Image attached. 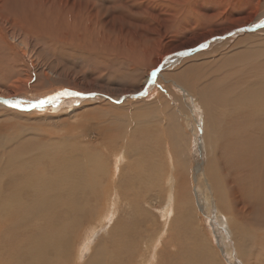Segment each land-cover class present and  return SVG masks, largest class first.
Listing matches in <instances>:
<instances>
[{
    "label": "rangeland",
    "instance_id": "rangeland-1",
    "mask_svg": "<svg viewBox=\"0 0 264 264\" xmlns=\"http://www.w3.org/2000/svg\"><path fill=\"white\" fill-rule=\"evenodd\" d=\"M2 2L0 0V100L27 102L30 98V102L35 97L60 93V97L54 99L52 104L54 103V108L58 105L61 109L53 110L54 112L46 107L18 109L0 103V198L12 197L13 192L17 191L16 186L5 182L9 164L13 161H28L33 150L30 145L35 144L33 141L45 136L58 137L55 136L58 132L59 136L64 135L69 125L79 126L74 134V139H77L74 145L70 144L73 143V138H55L48 144L59 146L61 141H65L63 145L68 147L63 149L75 150L71 158L74 165L84 157L100 159L102 156L103 159L106 158L103 165L108 166V169L113 168L114 173L116 172L114 177L118 179L121 172L116 171L115 167L122 169L128 164L121 142L132 139L133 142L127 147L130 154L134 158L145 157V166L149 164L146 160L154 157L157 166H162L156 170L157 174L167 179L165 184L151 187L136 183L121 185L115 191L117 193L111 195L110 202L102 194L99 201L91 203L89 207L94 222L88 220L83 234L75 240V247L68 245L62 248V263L161 264L159 262L165 261L163 264H167L168 259L156 255L163 250L165 242L183 236V232L187 230L189 235L194 236L190 237L200 246L203 257L207 256L205 259L210 264H254L256 261L257 264H264V238L260 239L264 230L261 231L259 227V215L253 216L249 226L243 225L245 229L237 227L236 221L232 219L236 226L231 228L227 217L233 213H230L226 201V196L231 200L228 191L231 180L242 187L244 184L251 186L258 179L264 180V105L261 106L264 104V28L251 33L233 32L236 28L251 26L264 16V0ZM35 9L38 13L40 11L39 17ZM32 13L35 15L32 16ZM70 26L71 29L68 28ZM61 28H64L63 31ZM82 31L86 33L83 34ZM231 31L233 34H226ZM207 37L211 42L205 49L180 57L171 64L167 61L169 55L192 46H200ZM249 59L251 60L247 61ZM154 70L156 76L148 89L147 81ZM245 71L247 73L244 75ZM248 73H251L250 76ZM246 76L249 80L247 84L244 82ZM144 90H147L145 94ZM242 90L245 91V98ZM65 92L102 93L115 99L119 96L127 98L120 104L106 99L83 104L76 102L74 112L67 115L63 113L65 107L72 104H69L66 96L61 95ZM140 92L144 95L129 97V94ZM247 93L250 98L246 96ZM253 94L255 98L258 97L257 100ZM245 99L246 102H243ZM254 110L258 114L253 113ZM85 129H89L87 133ZM116 138L119 141L111 149V153L109 147L114 145L113 139ZM92 141L98 142V146L90 148L89 143ZM138 146H141L140 149ZM217 151L221 156L224 174H219L214 169V164L209 167L210 162L215 161ZM115 152H118V157ZM244 153L247 160L241 162L238 157ZM231 155L236 158L235 161ZM120 156L122 157L119 158ZM51 168L57 170L59 165ZM163 168L167 172L162 171ZM43 170H50V167ZM174 171H179L185 181L183 180L177 198H165L163 188L169 191L170 177ZM206 179L214 182L219 199H223H220V210L209 199L212 196L208 195ZM104 189H107L105 185L98 193ZM53 191V187H48L46 197L52 195ZM149 194L157 196L156 198L164 197V200L161 199L163 205L157 209L141 204L139 206L142 209L135 206L138 199L142 198V201L152 196ZM11 202V209L19 206L22 210H28L33 205V202L21 203L14 198ZM152 202L153 205L156 204L155 201ZM9 204V199L0 200V221L3 219L7 222H0V264H4L3 259H7L9 255L16 258L11 251L13 245L6 246L7 234L1 232L9 226L5 208ZM95 205L99 209L98 215ZM165 206L171 208L172 214L163 212ZM108 209L113 211L109 217ZM143 210L151 217L146 218L147 224L138 220L137 213H142ZM219 215H224L225 220ZM128 220L133 221L134 226ZM191 223L192 227L188 225ZM146 225L151 231L145 230ZM131 229L136 233L132 237H142V240L132 241L131 236L129 239L128 232ZM123 237L124 241L128 239V244L123 241ZM171 244L174 246L172 242ZM203 248L206 249L205 252ZM12 250L14 252L13 248ZM171 250L176 252L174 248ZM51 257L52 259L42 257L44 260L41 264H53L57 256H49Z\"/></svg>",
    "mask_w": 264,
    "mask_h": 264
},
{
    "label": "bare ground",
    "instance_id": "bare-ground-1",
    "mask_svg": "<svg viewBox=\"0 0 264 264\" xmlns=\"http://www.w3.org/2000/svg\"><path fill=\"white\" fill-rule=\"evenodd\" d=\"M3 2H4V0H3ZM25 3H26V1H25ZM18 5H19V1H18ZM54 5H53V7H54ZM49 6H52V5H49ZM27 7L28 6H26V8ZM29 7H31V6H29ZM26 8H25V11H26ZM32 8H30V10ZM43 8H44V6H43ZM46 9H48V8H46ZM19 10H21V9H19ZM36 11L38 13V10L35 9V13H36ZM57 11L61 12L62 10L61 11L57 10ZM30 12L28 11V13H30ZM49 13H51V11H49ZM40 14L41 13L39 11L37 17H39ZM34 15L32 13V16H34ZM26 16H28V15H26ZM57 16H60V15H57ZM79 17L81 18V16H79ZM28 18H30V16ZM263 18H264V16L262 15V17L259 18V20H257L251 26H248L247 28H244V27L238 28V29L236 28V29L233 30V32L235 33V31H237L240 34H242V33H251V31H258V30L264 28V19ZM33 19H34V17H33ZM43 19H44V17H43ZM85 19H86V17H85ZM25 20H27V19H25ZM49 20H51V19H49ZM69 22H70V20H69ZM29 25H30V22H29ZM88 25H90V24H88ZM68 28L71 29V26L68 27ZM21 29H23V27ZM63 29H62V31H63ZM233 32L231 31L229 33H226V32L225 33L231 35V34H233ZM81 33H83V31ZM84 33H86V32H84ZM62 34H63V32H62ZM5 35H6V33H5ZM230 35H228V36H230ZM61 37H62V35H61ZM65 37L67 38V36H65ZM66 38H65V41L67 40ZM12 40H13V38H12ZM68 40H70V39H68ZM79 41H80V39H79ZM210 42H211V39L209 37L204 38V40H202V44H201V45H204V47H201V45H200V46H192V47H189V49H185V50H179V51L175 52L174 54H172L171 56L169 55L167 57V61L169 62V64H171V63H174L175 61H177L180 57L193 55L197 51H200L201 49L202 50L205 49L210 44ZM62 43H63V41H62ZM84 44L86 45L85 42H84ZM0 45H2V44H0ZM102 46H104V45H102ZM100 50H101V48H100ZM180 53H185V54L184 55H180ZM92 54H93V52H92ZM258 57H260V56H258ZM256 58L257 57L254 58V61H255ZM250 60L251 59H249L247 61H250ZM245 63H246V60H245ZM245 63H242V64H245ZM239 64H241V63H239ZM0 70H1V68H0ZM245 70H247V69H245ZM245 73H247V72L245 71L243 74L245 75ZM250 74L248 73L249 76H250ZM247 77L248 76H246L244 78V82H246V84L249 81L248 79H246ZM153 81H154V78L151 75L148 78L146 88L150 87L151 83H153ZM217 81H219V80H217ZM236 81H237V79H236ZM257 83L259 84V82H257ZM244 85H245V83H244ZM239 89H241V88H239ZM144 91L143 92L145 94L147 92V90H144ZM143 92H140L138 94H131V95L129 94V97H138V95L142 96V95H144V94H142ZM70 93H73V92H70ZM243 93L245 94V91L243 92V90H242V94ZM56 94L55 95H48V96H45V97L44 96L35 97L31 101H37L38 99H40V101L41 100H50V99H52L54 97L55 98L60 97V93H58L57 95ZM122 94H124V93H122ZM239 94H241V93H239ZM256 95H257V92H256ZM262 95H264V94H262ZM64 96H66V98H68L67 101L69 102V104H72L70 106H66L65 107L66 109H65V112H63V113H66L67 115L69 113L74 112L75 106H76L74 104L76 102H78V104L79 103L83 104L84 102H87V101L93 102V101H97V100H100V99H103V100L106 99V100L112 101L113 103L120 104V103L124 102L125 99L127 98V97H124V96H119V97H117V99H115V98H112V97L108 96L107 94H102V93H90V94L89 93H85V94L82 93L81 95H64ZM246 96H248L250 98L248 93H247ZM260 96H261V94H260ZM243 97L245 98V95ZM254 98H255V95H254ZM256 98H258V97H256ZM59 99H61V98H59ZM52 102H53V100H52ZM52 102L45 104L43 107H46L50 112H52L53 110L61 109V108H58L59 107L58 105L56 106V108H54L53 107L54 103L52 104ZM243 102H246V99ZM51 104H52V106H51V108H49V106ZM109 104H111V103H109ZM238 105H239V103H238ZM262 105H264V104H261V106ZM245 106H246V104H245ZM241 107H244V106H241ZM7 109H9V108H7ZM248 110H250V109H248ZM262 110H264V109H262ZM237 111H239V110H237ZM251 111H252V109H251ZM253 113H257L258 114V112L256 110H254ZM258 116H260V114ZM261 119L263 120V118H261ZM86 125H87V123H86ZM78 127L79 126H77V125L76 126L75 125H69V127L67 128L68 131L66 132V134L59 136L60 132H58L57 133L58 135H55V136H58V137H50V136L48 137V136L44 135L45 138L33 141V143H35V144H33V145L31 144L30 145V149L33 148V150L30 153V155L28 156V161H26V162H24V160L23 161H19V162L18 161H13V163L9 164V172H8L7 175H5L6 176L5 182L8 183L10 186H16L17 191L13 192V196L12 197H5V198L2 197V198H0V200H2V201H4V199H5V201L9 199V202H10V204H9L10 206H6L5 207L7 209L6 217H7V220L9 222L8 223L9 226L3 228L4 231H1V232H3L5 235L7 234L6 246L11 247L10 244L13 245L12 248L14 249V252H13L12 248H11V251H12V253L14 255H16V258H13L10 255L9 256L7 255L8 256L7 259H3L4 264H6V263H8V264H26V263L27 264H41V261L44 260L43 258L52 259V257L49 258V256H57V258L53 262V264H63L62 263V259H61V256H63L62 248L64 246H68V245L69 246L73 245V247H75V240L77 238H79L83 234V232L85 230V225L88 224V220H90L91 223L94 222L95 219H93V215H91V210L89 209V207H90L91 203H95V202L97 203L99 201V199H100V196L102 194H104L105 200L106 201L109 200V202H110L111 201L110 200L111 199V195H113V193H117L115 191H118V188L121 185H127L128 186V185L136 183V184H140V185L142 184V185L147 186V187H149V186L151 187V186H154V185L158 186V184H162L163 185L167 181V179H165L164 177H159V175L157 174L158 171H156V170L160 169L162 166H160L159 164H158L159 166H157V163H156V160H155L154 157H149V159L146 160L147 162H149V164L147 166H145L144 165V162H145L144 158L145 157L142 158L140 156L141 157L140 158L139 156L138 157L136 156L134 158L130 154V149L128 150L127 147H129L128 144H131L133 142L132 139H127L126 141L121 142V147L122 146L124 147V150L123 149L122 150H123V152H126V155L128 157V164L122 169H118V168L115 167L116 171L119 170L121 172V176L118 179H116L114 177L115 176L114 174H116V172L114 173L113 168H109L108 169V166L103 165L104 161H105L104 159H106V158L104 157V159H103L102 156H101L100 159L99 158L95 159L92 156H91V158H93V159L84 157V158H82L81 161L79 160V162H77V164L74 165L75 162L71 161V158L74 155V151L75 150L74 149H70V150L69 149L68 150L63 149V148H67L68 147L66 145H63V143L65 141H61L59 146H57V145H54V146L49 145L48 142L52 143L53 142L52 140H54L55 138H57V139H59V138L60 139H71V138H73V143H70L71 146H72V145L75 144L74 142H77V139H74L76 137V135H74V134L76 133L75 131L79 130ZM82 127H84V126H82ZM85 130H86L85 132L87 133V131L89 129H85ZM60 131H63V130L61 129ZM41 136H43V135H41ZM78 138H81V136H79ZM107 139L110 140V138H107ZM216 140H217V138H216ZM246 140L247 139H245V141ZM248 140H249V138H248ZM252 140H253V138H252ZM118 141H119L118 138L113 139V144L114 145L113 146L111 145V147H109L110 151H112L111 153H113V150H111V149H114V147L117 146ZM110 143H111V141H110ZM239 143H241V142H239ZM97 144H98V142L96 143L95 141H92V142L89 143V147L90 148H95L96 146H98ZM208 144H210V143H208ZM140 147L138 146L139 149H140ZM25 148H26V146H25ZM104 149L105 148L103 147V150ZM131 151H132V149H131ZM175 151H173V152H175ZM78 152H79V149H78ZM118 152H120V151H118ZM117 153H116V155H117ZM143 153H144V151H143ZM150 153H152V151ZM217 153L218 154L215 155V161L214 162L213 161L210 162L209 167L212 164H214V169L216 171H218L219 174H224V168H223V165H222V161L220 160L221 156L219 155L218 151H217ZM245 153H247V152H245ZM245 153L238 157L239 161L244 162V161L247 160V159L244 158ZM248 153H249V151H248ZM56 155H57V158H55ZM58 155L60 157H58ZM122 155H124V157H125V154H122ZM176 155H178V153ZM118 156L119 155H117V157ZM121 157L122 156H120L119 158H121ZM231 158H233L232 155H231ZM234 159H236V158H233V160ZM29 161H31L32 163H30ZM106 163H109V162L106 160ZM251 163H253V162H251ZM257 163H259V161ZM55 165H59V169L54 170V169L51 168V167H53ZM254 165H255V163H254ZM30 166H32V168H29ZM45 167H50V170H43V168H45ZM106 167H107V169H106ZM136 167L139 168V171H138V169ZM164 168L162 169V171L165 170L164 172H167L166 171L167 169H164ZM231 171H234V170H231ZM257 172H259V170H257ZM216 174H218V173H216ZM237 175H239V174H237ZM236 177H239V176H236ZM114 178L116 179L115 182H114V180H115ZM223 179H225V178H223ZM183 180H184V178H183L182 174L179 171H174L172 173L171 177H170V188H169V191H168V189L163 188L164 197L165 198L169 197V199L177 198L178 195H179L180 187L183 184ZM209 180H211V179H206L205 180V182H206L205 185H206L207 190H208V195L212 196V199L211 198H209V199L211 200V203L216 205L217 206L216 208L220 210V209H222V205H220V203H221L220 199L221 198L219 199L218 194H217L218 193V189L214 188V182L211 183ZM137 181H138V183H137ZM226 182H228V181H226ZM226 182L224 181V183H226ZM103 185H105L107 187V189H104V190H102V191H100L98 193L99 189ZM48 187H53L54 191H53L52 195H50L49 197H46V192H47V188ZM228 188H229L228 191L230 193L231 200H230V198L228 196H226V199H227L226 201H227V205H228L227 207H229L230 213H233L232 216L230 215L231 217L230 216L227 217L228 218L227 219L228 220V222H227L228 226H230L231 228H234L237 225V227L244 228L243 225L245 226V224H246V226H247L248 223H251L253 221V219H254L253 216H258L259 215L258 216L259 217L258 218V224H259V227L261 228V231H263L264 230V180L263 179H260V180L258 179L256 181H254V183L251 186H248V185L244 184L243 187H242V185H239L238 183H236L234 180H231L229 182V187ZM150 189L152 190L153 187L150 188ZM224 191H225V189H224ZM165 194H167V195L165 196ZM133 195H135V194H133ZM149 195H152V194H149ZM125 196H126V193H125ZM156 197H154L153 195L152 196H148L146 198L144 197L145 199H143L142 201H141L142 198H140V199L137 200V202H135L136 203L135 206H137V207L142 209L141 205H143V206L147 205V206H149V208H153V209L156 208L157 209L158 206H160L162 204V200H164V197H162V198H156ZM13 198H14L15 201H19L21 203L33 202L32 203L33 205H32V207H29L30 209H28V210L27 209L22 210V208L19 207V206L15 207L14 209H11V204H12L11 200ZM209 199H208V201H209ZM124 200H126V202H128L126 197H124ZM221 200H223V199H221ZM152 201H155L156 204L153 205ZM122 202H124V201H122ZM139 202H141V203H139ZM139 204H141V205L139 206ZM1 206L3 207L4 205L1 203ZM130 206H132V204ZM94 209H95V212L98 215V213H99L98 206L95 205ZM114 209L116 210V208H114ZM162 210H163V212H166L168 214H172L171 208L169 206H165ZM107 211L105 212V214L107 213ZM137 211H139V210H137ZM112 212H113L112 210H109V213L107 214L108 215L107 217H109L112 214ZM141 212L142 213H137V214H139V216L137 215L138 216V220L140 222H142V224H145V223L147 224V219L146 218H148L150 216L144 210L141 211ZM221 214H222V211H221ZM227 214H228V211H227ZM89 215H91V216L89 217ZM219 216L223 220H225L224 219L225 218L224 215H219ZM132 219H134V218H132ZM232 219H234L236 221L235 222L236 225H234V223H232V221H233ZM129 220H128V223L130 222ZM1 221H0L1 223H3V222L7 223L3 219ZM151 221H153V220H151ZM46 223H48L49 225L46 224ZM131 223L133 224V221L130 222V224ZM185 224H187V223H185ZM188 225L191 226L192 223L188 224ZM132 226H134V224ZM116 227H117V225H116ZM121 228H119V229H121ZM187 228L190 229V227H187ZM134 229H135V227H134ZM145 230L151 231L149 226L145 227ZM192 230H194V227L192 228ZM196 230H197V228H196ZM237 231H239V230H237ZM237 231H236V233H237ZM122 232H123V230H122ZM140 233H142V232H140ZM191 233H194V232H191ZM197 233L199 234V232H197ZM113 234H114V232H113ZM128 234H129V236H128L129 239H131L130 236L132 237V235H135L136 233L134 234V232L131 229L128 232ZM142 235H143V233H142ZM195 235H197V234H195ZM140 236L141 235H139V237ZM190 236H192V234L189 235L188 231L185 230L183 232V236H181L179 238H172L171 242L173 243L174 246H172V244L170 242V239H169L167 242H165L163 250L160 252V254L156 255V257L160 256V257H163L165 259H168L167 260L168 263L166 262L167 264H210L205 259L207 256L203 257V254L201 253L202 251L200 250V246L196 245V243L191 239ZM136 237L138 238V236H136ZM192 237H194V236H192ZM195 238H196V236H195ZM263 238H264V232H261L260 239H263ZM125 239H126V236H125ZM125 239L123 237V241ZM134 239H136V238H133L132 241H134ZM121 240H122V237H121ZM136 240H142V237L140 239H136ZM158 240H157V242H158ZM197 240H199V239H197ZM200 240H201V238H200ZM127 241H128V239H127ZM127 241H124V242H127ZM127 244H128V242H127ZM172 248H174L176 252H174V250H171ZM4 249H3V251H4ZM201 249H202V247H201ZM205 250L206 249H204V252H205ZM255 251H256V249H255ZM258 251H257V253L260 254L259 252H261V251H259V252ZM0 252H2V251H0ZM253 255H254V253L252 254V256ZM260 255H262V254H260ZM263 256H261V258H263ZM178 260H181V261H178ZM256 260H257V258H256ZM164 262H159V263L163 264ZM71 264H77V262H73Z\"/></svg>",
    "mask_w": 264,
    "mask_h": 264
},
{
    "label": "snow or ice",
    "instance_id": "snow-or-ice-1",
    "mask_svg": "<svg viewBox=\"0 0 264 264\" xmlns=\"http://www.w3.org/2000/svg\"><path fill=\"white\" fill-rule=\"evenodd\" d=\"M201 47H204V45H201ZM184 54L185 53H180V55H184ZM151 75H152L153 78H155L156 71L154 70ZM61 95H81V94L80 93L65 92V93H61ZM54 99H56V98H52L50 100H41V101H39L36 104L30 105V107H33V108H35V107H41L42 108L45 104L51 103L52 100H54ZM5 103H7L10 107L20 108L25 102L24 101H20V100H17L15 102L12 101V100H7V101H5Z\"/></svg>",
    "mask_w": 264,
    "mask_h": 264
},
{
    "label": "water",
    "instance_id": "water-1",
    "mask_svg": "<svg viewBox=\"0 0 264 264\" xmlns=\"http://www.w3.org/2000/svg\"><path fill=\"white\" fill-rule=\"evenodd\" d=\"M37 100V99H36ZM5 101H7V100H0V103H3V104H7V103H5ZM17 101V100H16ZM20 101H23V100H20ZM40 101V99H38L37 101H28L27 100V102H25L20 108H18V109H29V108H33V107H30V105H32V104H36V103H38ZM15 102V101H14ZM8 105V104H7Z\"/></svg>",
    "mask_w": 264,
    "mask_h": 264
}]
</instances>
